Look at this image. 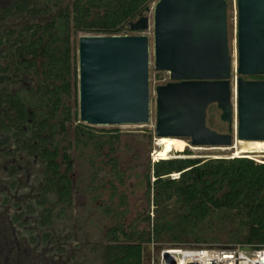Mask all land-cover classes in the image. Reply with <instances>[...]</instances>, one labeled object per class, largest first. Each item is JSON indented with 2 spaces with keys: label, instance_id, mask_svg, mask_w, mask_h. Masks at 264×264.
Returning a JSON list of instances; mask_svg holds the SVG:
<instances>
[{
  "label": "trees",
  "instance_id": "trees-1",
  "mask_svg": "<svg viewBox=\"0 0 264 264\" xmlns=\"http://www.w3.org/2000/svg\"><path fill=\"white\" fill-rule=\"evenodd\" d=\"M156 1L73 0L64 5L65 0H22L19 11L44 19L29 25L12 47L15 66H29L35 82L30 89L32 99L17 101V111L23 114L18 116V123L33 119V140L40 150L47 151L48 191L56 194L55 205L70 207L73 201L70 174L74 163L68 149L83 153L93 150L96 153L87 158L97 168V156H105L106 146L112 152L120 137L118 130L98 134L94 127L79 122L78 108L74 110L70 104L79 86L78 55L72 37L79 32L128 35L131 22L145 15ZM250 78L264 80V76ZM73 121L77 124L69 138ZM178 154L183 157L159 159L149 167L148 195L150 200L153 195L155 217L147 216L144 229L137 224L127 228L121 222L112 226L100 250L103 264H145L144 247L150 243H216L219 247L264 244V163L246 157H192L188 149H179ZM58 158L63 159L64 171ZM109 161L112 172L121 177L117 161ZM94 177L96 181L97 175ZM124 214L120 212L121 217ZM224 233L227 242L222 240Z\"/></svg>",
  "mask_w": 264,
  "mask_h": 264
},
{
  "label": "water",
  "instance_id": "water-1",
  "mask_svg": "<svg viewBox=\"0 0 264 264\" xmlns=\"http://www.w3.org/2000/svg\"><path fill=\"white\" fill-rule=\"evenodd\" d=\"M236 2L237 75L229 48L227 0L155 2V69L168 72L172 80L156 88L158 138H187L194 147L211 148L233 147L237 139L264 141V80L245 78L264 76V0ZM130 28L148 30L149 16L131 22ZM77 53L81 122L91 126L150 123L148 35L84 34ZM211 104L218 105L225 122L232 124L236 115L235 133L208 127ZM160 250L169 256L168 246Z\"/></svg>",
  "mask_w": 264,
  "mask_h": 264
},
{
  "label": "rangeland",
  "instance_id": "rangeland-1",
  "mask_svg": "<svg viewBox=\"0 0 264 264\" xmlns=\"http://www.w3.org/2000/svg\"><path fill=\"white\" fill-rule=\"evenodd\" d=\"M73 0H65L64 5H69ZM228 2V38L230 54L234 60V75H237L238 48H237V24L238 9L236 0H227ZM151 4L150 11L145 15L150 18V28L146 31H131L130 35L146 34L151 42L150 57V96H151V121L142 125H117V126H92L97 133L109 132L112 130L120 131L119 140L115 143L111 152L109 146L104 149L105 156H97V168L92 166L87 155L94 154L93 150L83 153L81 150L69 148L68 152L73 158V179L76 185V193L71 208L67 211V218L60 221V224L66 228V232L74 230L76 232V264H103L101 260V248L107 242L106 234L108 230L116 223H124L125 227L131 224L139 225V228L147 227V216L155 217V206L148 195L147 174L149 167L152 168L155 159L153 156L156 150H160L159 139L156 136V88L171 82L168 72H161L155 69V59L153 52V7ZM88 34L79 32L72 37L73 46L78 52L79 37ZM94 35V34H88ZM78 55V53H77ZM251 79L250 77H245ZM254 80V79H253ZM235 83V78L233 80ZM35 85V82L32 83ZM234 106L236 107V96L234 95ZM70 104L75 110L79 107V86L78 94L74 92L70 99ZM222 111L217 104H211L207 110V125L209 128L219 133H235L238 127L236 115L232 124L221 119ZM79 122L80 114L78 115ZM83 123V122H81ZM76 121L70 125V136H73V128ZM86 124V123H83ZM88 125V124H87ZM91 126V125H90ZM108 136V135H104ZM68 138V139H69ZM67 139V141H68ZM180 142L176 144L169 158L183 157L179 155V149L190 150L192 157L199 158H234L246 157L255 160L257 163H264V149L253 150L260 151L251 154H242L237 156L235 150H219L211 147L203 149L195 148L187 138H179ZM237 141V140H236ZM158 142V143H157ZM66 142H63V144ZM236 143V142H235ZM67 144V143H66ZM247 144V145H246ZM158 145V146H157ZM255 146L245 142L240 147ZM158 147V148H156ZM178 149V150H177ZM110 158H114L118 165L121 177L116 176L111 170ZM65 168V166H64ZM94 175L98 179L95 181ZM151 180L154 177L151 173ZM111 208V210H107ZM125 212L121 217L120 212ZM223 242L228 241L226 233L222 235ZM190 241V244H193ZM216 244V243H212ZM145 264H157L158 248L170 245H161L152 243L146 245Z\"/></svg>",
  "mask_w": 264,
  "mask_h": 264
},
{
  "label": "flooded vegetation",
  "instance_id": "flooded-vegetation-1",
  "mask_svg": "<svg viewBox=\"0 0 264 264\" xmlns=\"http://www.w3.org/2000/svg\"><path fill=\"white\" fill-rule=\"evenodd\" d=\"M21 4L0 0V264H76V232L60 224L72 205H55L56 194L48 191L47 151L33 140V119L25 114L27 121L18 123L17 101L32 99L33 80L29 66H15L12 47L44 19L19 11ZM57 161L64 171L63 159ZM70 177L74 201L73 172Z\"/></svg>",
  "mask_w": 264,
  "mask_h": 264
},
{
  "label": "built area",
  "instance_id": "built-area-1",
  "mask_svg": "<svg viewBox=\"0 0 264 264\" xmlns=\"http://www.w3.org/2000/svg\"><path fill=\"white\" fill-rule=\"evenodd\" d=\"M177 176V175H175ZM156 243H152L155 245ZM237 244L219 247L216 245H172L169 256L164 250L158 253L157 264H264V244ZM245 246H248L245 248Z\"/></svg>",
  "mask_w": 264,
  "mask_h": 264
},
{
  "label": "bare ground",
  "instance_id": "bare-ground-1",
  "mask_svg": "<svg viewBox=\"0 0 264 264\" xmlns=\"http://www.w3.org/2000/svg\"><path fill=\"white\" fill-rule=\"evenodd\" d=\"M158 139H159V143L158 142L157 143L161 146V149L155 151L153 155L155 159L168 158L169 155L173 152L176 144L180 142L179 138H174V137H162ZM245 142H249L250 144H254L255 146L241 148L240 145ZM195 148L203 149L204 147H195ZM216 148L219 150L233 149L235 150V153L237 154V156H241L242 154H251V153L260 152V151H253V150L264 149V141H242V140L237 139L233 147H216Z\"/></svg>",
  "mask_w": 264,
  "mask_h": 264
}]
</instances>
